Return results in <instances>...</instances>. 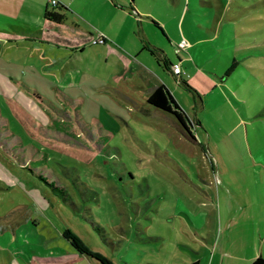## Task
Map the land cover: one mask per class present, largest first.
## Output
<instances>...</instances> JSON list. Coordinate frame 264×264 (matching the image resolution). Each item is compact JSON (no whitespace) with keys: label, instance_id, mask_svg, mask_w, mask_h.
<instances>
[{"label":"rangeland","instance_id":"rangeland-1","mask_svg":"<svg viewBox=\"0 0 264 264\" xmlns=\"http://www.w3.org/2000/svg\"><path fill=\"white\" fill-rule=\"evenodd\" d=\"M97 1L103 13H84L95 25L52 23L77 45H7L15 88L0 83V264H100L66 227L116 264H250L264 255V0ZM182 37L190 44L179 48ZM148 69L195 140L147 101Z\"/></svg>","mask_w":264,"mask_h":264},{"label":"crops","instance_id":"crops-1","mask_svg":"<svg viewBox=\"0 0 264 264\" xmlns=\"http://www.w3.org/2000/svg\"><path fill=\"white\" fill-rule=\"evenodd\" d=\"M105 1L106 2L108 1L111 4V6H118V4L121 5L127 4L125 5V7L127 8L129 6L139 8L140 10L142 8L137 0H105ZM162 1L166 7L169 6L168 0H162ZM190 1L191 0H173V6L180 7L182 4H189ZM152 2H153L152 6H155L158 9L160 8L158 4V0H152ZM59 3H62L67 6L64 19L67 16H70L72 21L75 24H77V27L79 26L81 27V22L95 25L93 24L94 22L90 18H88L84 13L99 14L104 12L102 11L103 6L102 5L100 6L97 0H59ZM211 4L213 5L214 2H212ZM47 5L49 7H56V5H49L48 0H0V83L4 89L8 85L15 88V85L10 81L12 75L8 74L12 67L8 64L13 63V59L11 58L12 56L11 57L9 56L7 50L8 43L10 42L17 43L21 41L22 38H31L38 42H46L59 47H70L73 45H77L79 43V41L77 40L71 39L64 35L57 34L56 32L53 31L52 23L55 21L46 18V16L44 15V11ZM56 23H60V22H56ZM12 26L20 28L21 29L20 34H15L10 30H8L9 28H12ZM37 34H41L42 37L36 36ZM81 48H84V45H82ZM4 52L7 53L3 55ZM166 61H167V66L168 65L170 66L171 64L170 60H166ZM179 62L183 66L181 59ZM148 70L152 73V76L155 78L153 83L149 86L150 89L159 82H164L168 86L165 80H162L157 73H155L150 69ZM10 91L11 90H9V92ZM18 106L22 112L27 113L31 117L33 116V114H31L21 104H18ZM0 174H4L1 168H0ZM11 259H12L11 264H14L13 263L14 257Z\"/></svg>","mask_w":264,"mask_h":264},{"label":"trees","instance_id":"trees-1","mask_svg":"<svg viewBox=\"0 0 264 264\" xmlns=\"http://www.w3.org/2000/svg\"><path fill=\"white\" fill-rule=\"evenodd\" d=\"M67 6L62 3H57L56 7H49L48 5L45 8L44 15L46 18L53 20L55 22H61L63 21L65 17V11ZM156 24H158L157 21H154ZM36 36L42 37L41 34H37ZM104 41H106V38H104ZM234 69V64H231L228 66V68L224 72V76L226 77L232 73V70ZM37 92V91H36ZM39 93V92H37ZM147 101L154 106L156 109H159L163 112H166L169 116V118L176 124V126L181 130V132L186 135L189 139L195 140L196 136L193 132V123L187 112L184 110V108L179 104L177 99L175 98L174 94L170 90V88L164 83L159 82L155 84L151 89H149L147 93ZM147 113H151L150 110L145 109ZM166 114V115H167ZM28 115V114H26ZM29 116V115H28ZM2 141V140H0ZM7 151H10L21 161L20 163L22 166L26 167L28 164L24 162V158L17 153V151L11 150L10 147H6ZM29 169L36 175H38L41 179L45 181V183L51 188L52 192L59 196L63 201L67 203H72L74 205V199L68 189L61 183L57 182L56 180L52 178H48V176L40 171L35 170L33 166H29ZM92 226L98 230L100 236L105 239L106 236L103 233L105 230L104 226L101 225L96 220H90ZM63 235L70 241V243L78 250L80 253H85L92 257L93 259L97 260L100 264H116L114 261H112L108 256H105L104 254H101L100 252H95L90 250L88 247H86L80 239L72 232V230L69 227L64 228L62 231ZM199 259H196L189 264H198ZM250 264H264V255L259 254L255 256L251 261Z\"/></svg>","mask_w":264,"mask_h":264},{"label":"built area","instance_id":"built-area-1","mask_svg":"<svg viewBox=\"0 0 264 264\" xmlns=\"http://www.w3.org/2000/svg\"><path fill=\"white\" fill-rule=\"evenodd\" d=\"M50 2H51L52 5H56L57 3H59V0H50ZM103 40H104V37H103ZM189 44H190L189 40H187L186 37H182L180 42H179V44H178V46H179V48H182V47H185V46H187ZM172 67H173L174 73H176L179 76H182V73L185 72V70L182 68V65H181L180 62L172 63Z\"/></svg>","mask_w":264,"mask_h":264}]
</instances>
